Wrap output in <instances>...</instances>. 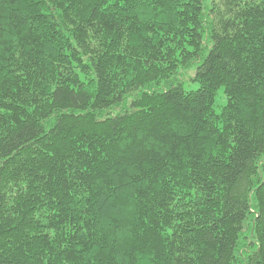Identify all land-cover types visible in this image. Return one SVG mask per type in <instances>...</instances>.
I'll use <instances>...</instances> for the list:
<instances>
[{
  "label": "trees",
  "instance_id": "16d2710c",
  "mask_svg": "<svg viewBox=\"0 0 264 264\" xmlns=\"http://www.w3.org/2000/svg\"><path fill=\"white\" fill-rule=\"evenodd\" d=\"M0 264H264V0H0Z\"/></svg>",
  "mask_w": 264,
  "mask_h": 264
},
{
  "label": "rangeland",
  "instance_id": "374dc122",
  "mask_svg": "<svg viewBox=\"0 0 264 264\" xmlns=\"http://www.w3.org/2000/svg\"><path fill=\"white\" fill-rule=\"evenodd\" d=\"M193 73L195 74L196 70H193ZM184 88L186 91H195L199 88V85H198V83H193V82L189 81V82H185ZM222 97H224V89L223 88L219 91V94H218L219 99H221Z\"/></svg>",
  "mask_w": 264,
  "mask_h": 264
}]
</instances>
